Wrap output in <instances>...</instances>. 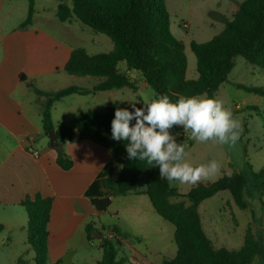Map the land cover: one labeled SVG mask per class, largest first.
<instances>
[{"label":"trees","instance_id":"trees-1","mask_svg":"<svg viewBox=\"0 0 264 264\" xmlns=\"http://www.w3.org/2000/svg\"><path fill=\"white\" fill-rule=\"evenodd\" d=\"M56 1L59 2L57 17L61 23L76 17L93 31L110 38L114 45L111 51L94 55L83 48L72 50L64 70L69 75L94 78L97 82L91 89L72 85L45 92L33 82H27L39 98L46 136L55 131L61 141H90L110 152L113 162L103 167L85 193L95 209L106 211L112 199L138 192L140 179L144 176L145 194L153 208L176 229V256L163 258V264H253L256 258L264 257L263 241L256 236L251 225L247 227L240 249L215 248L204 231L199 213L204 200L223 191L230 192L240 209H247L244 191L248 180L244 174H225L213 183L199 184L186 195H179L166 179L160 178L158 167H151L146 161L128 159L127 141L112 139L111 122L116 109L123 108L119 102H113L104 113H80L56 130L52 117L55 103L62 98L123 88L130 89L140 102L139 107H143L138 82L131 72L139 74L155 96L167 94L173 101L180 95L190 97L207 93L214 97L228 81L238 56L264 69V0H244L219 35L204 43L191 42L197 60L195 80L187 78L186 46L171 30L166 0ZM28 2V16L21 25L22 29L32 25L36 13V0ZM20 78L27 81L23 74ZM238 87L264 98V87L241 84ZM54 150L57 164L63 170H70L74 162L60 146ZM117 165L123 167L117 168ZM258 175L264 178V172ZM173 197L185 200L172 202ZM19 205L27 212L26 243L35 251V263L49 264L48 225L53 198L36 193L26 196ZM101 228L108 237L102 240V257L96 264H125L121 250L127 247L135 252L129 237L116 228ZM3 230L4 226L0 225V234ZM98 231L95 223L86 226L89 242L94 241V234Z\"/></svg>","mask_w":264,"mask_h":264},{"label":"rangeland","instance_id":"rangeland-1","mask_svg":"<svg viewBox=\"0 0 264 264\" xmlns=\"http://www.w3.org/2000/svg\"><path fill=\"white\" fill-rule=\"evenodd\" d=\"M218 1L166 0L171 18V30L186 46L187 76L191 80L197 78V60L191 50V42L204 43L219 35L217 32L219 26L210 17L212 11H217ZM58 4L56 0H36L33 23L26 29H22L21 25L28 16V0H0V34L6 35L14 30L43 32L56 38L63 49L83 48L92 55L107 53L113 49L114 45L110 38L93 31L76 17H72L66 23H61L57 17ZM221 4L231 6L232 0H223ZM1 51L2 46H0V55ZM230 77L231 81L226 83L224 89L217 91L214 97L223 100L225 107L231 110L233 118L241 121L243 130L239 140L234 144L231 142L217 144L211 141L198 143L191 138L190 132H185L182 127H173L171 133L173 135L179 133L176 137L177 142L184 145L188 153L187 159L194 165L206 164L213 159L220 163V174L211 181H203L199 184L213 183L225 174L242 173L247 178L248 186L244 191V199L248 204L247 209H240L229 191L219 192L204 200L199 207L204 231L214 247L238 250L243 245L248 225L253 227L254 233L262 239L264 244V178L258 175L264 172V105L258 104V109L254 108L257 111H253L251 107L257 105L253 98H258L257 95L239 89L235 83L239 81L245 86L264 87V69L238 56L236 67L230 73ZM71 78L74 77L63 71L57 81L52 82L47 77L34 79L40 89L57 91L72 85ZM78 78L83 80L85 86L87 85L84 80L94 79L92 77ZM29 90L31 95L36 97L33 90ZM118 90L107 91L103 97L101 96L103 101L100 102L99 112H105L111 103L122 100L119 96L121 93L117 92H124L128 99H132L130 89ZM140 97L144 104L145 101L153 99L155 94L148 87L140 92ZM87 98L90 99V97L77 95L64 99L54 114L55 122L64 119L63 113H66V109L71 106L77 107V110H74L78 112L81 109L83 111L92 110L86 103L77 106L74 103L76 100ZM133 102L139 107L140 102L137 99ZM133 102H127L124 98L120 104L123 108L132 111L131 103ZM245 102L249 103L248 106L244 104ZM59 115H61L60 118ZM139 184V191L147 189L144 176L141 177ZM197 185H182L179 182H173L170 183V188L179 195H186ZM126 198L118 199L113 209L100 218L106 227H114L123 231L132 242L135 252L127 247L121 250V256L126 259L125 264H163V258H174L178 249L175 242V226L156 213L147 197L134 195ZM182 200L185 199L171 198L172 202ZM186 202L189 203L188 200ZM114 209L118 210V216H114L117 213L113 211ZM17 211L11 207L0 206V223L7 225L0 234V264H36L35 251L26 243L22 230L12 229L6 222L8 217ZM27 219L28 216L21 219L26 230ZM98 229L99 231L94 234L93 242L88 243L84 237L82 238L75 258L76 264H95L102 257V240L107 238L108 234L101 227ZM49 264H54V261L50 259ZM253 264H264V257L256 258Z\"/></svg>","mask_w":264,"mask_h":264},{"label":"crops","instance_id":"crops-1","mask_svg":"<svg viewBox=\"0 0 264 264\" xmlns=\"http://www.w3.org/2000/svg\"><path fill=\"white\" fill-rule=\"evenodd\" d=\"M243 1L232 0L231 6H223L221 4L223 0H219L216 3L218 5L216 10L228 21H231ZM216 23L219 26L217 32L220 34L225 29L226 24ZM0 46H2L0 55V206L3 208L11 207L14 211L18 209L15 214L8 217L6 222L12 229H21L26 238V226L22 225L21 219H25L27 214H25V209L19 205L20 201L26 196H33L36 193H41L45 197H52L53 206L48 225L49 260L52 259L54 264H62L66 254L72 252L68 254L67 258L72 260V264H76L75 258L82 238L84 237L85 241L90 243L87 239L86 226L89 223H95L97 228L106 227L100 218L113 209V205L119 201L118 199H127L126 197L136 195L147 197L151 203L145 194L147 189L139 191V184L138 192L114 198L106 211H97L85 193L103 167L113 162L110 152L90 141L59 140L60 147L74 162L70 170H63L57 164V152L50 147L49 137L44 132L39 98L37 95H35L37 98L31 95L29 92L31 88L27 85V82H33L36 85L34 79L36 77H47L52 82L57 81L62 72H66L64 67L69 60L72 49H63L61 43L49 34L17 30L6 35L1 33ZM22 74L27 78L26 82L21 80ZM138 75L136 72H131L133 78H137ZM69 76L74 77L71 78L72 85L82 88L91 89L97 82L94 79L84 80L87 85L85 86L83 80L78 76ZM230 81L231 77L229 76L226 83ZM137 82L140 96V92L147 89L148 86L140 75ZM226 83L218 91L224 89ZM235 84L243 85L244 83L237 81ZM36 86L38 87V85ZM45 92L54 91L46 90ZM106 92L80 95L90 97V99H79L74 103L76 106L86 103L92 108L88 111L99 112L100 102L103 101L101 96L103 97ZM117 93H121L119 96L122 98V100L117 101L119 104L124 98L127 102L136 100L133 92L132 99H128L124 92ZM77 95L79 94L62 98L55 103L52 110L55 130L62 123L75 118L80 113L87 112L82 109L80 112L75 111L77 107L71 106L66 109V113H63L64 110L61 112L64 119L55 122L54 114L59 107L58 105L64 99ZM257 97L253 98L257 104L251 107L253 111L254 108L258 109V104L264 105V98L258 95ZM86 100L87 102H84ZM244 104L248 106L249 103L245 102ZM60 117L61 115H59ZM116 167L120 168L118 165ZM113 211H117L114 216L119 215L118 210L114 209ZM0 225L3 224L0 223ZM3 226L5 229L7 225L4 224Z\"/></svg>","mask_w":264,"mask_h":264},{"label":"clouds","instance_id":"clouds-1","mask_svg":"<svg viewBox=\"0 0 264 264\" xmlns=\"http://www.w3.org/2000/svg\"><path fill=\"white\" fill-rule=\"evenodd\" d=\"M131 107L132 111L116 109L111 137L115 141H127L129 160L146 161L149 166L158 167L160 178L169 183L195 186L211 181L221 170L215 159L206 164L191 163L184 145L177 142L179 133H171L173 127L190 132L191 138L198 143L217 144H234L243 130L241 121L233 118L224 101L209 97L207 93L190 97L180 95L176 101L167 94L157 95L145 101L143 107H137L135 102Z\"/></svg>","mask_w":264,"mask_h":264},{"label":"water","instance_id":"water-1","mask_svg":"<svg viewBox=\"0 0 264 264\" xmlns=\"http://www.w3.org/2000/svg\"><path fill=\"white\" fill-rule=\"evenodd\" d=\"M210 17L212 20H214L216 22H220V23H224V24H227L229 22L228 19L226 17H224L218 11H212L210 13ZM49 140H50V147L51 148H58L60 146V142H59V139H58L55 131L50 132ZM68 254H66V257L63 258L62 264H72V260L67 258Z\"/></svg>","mask_w":264,"mask_h":264},{"label":"built area","instance_id":"built-area-1","mask_svg":"<svg viewBox=\"0 0 264 264\" xmlns=\"http://www.w3.org/2000/svg\"><path fill=\"white\" fill-rule=\"evenodd\" d=\"M185 27H186V25H185Z\"/></svg>","mask_w":264,"mask_h":264}]
</instances>
